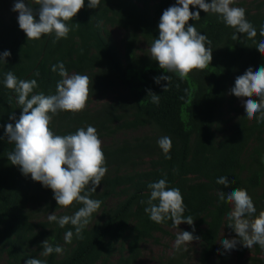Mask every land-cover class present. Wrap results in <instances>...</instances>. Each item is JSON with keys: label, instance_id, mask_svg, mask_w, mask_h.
I'll return each instance as SVG.
<instances>
[{"label": "trees", "instance_id": "obj_1", "mask_svg": "<svg viewBox=\"0 0 264 264\" xmlns=\"http://www.w3.org/2000/svg\"><path fill=\"white\" fill-rule=\"evenodd\" d=\"M13 2L0 0V52L11 53L6 64H0V80L11 70L19 79H36L34 91L49 95L55 94L60 79L50 70L57 62H63L70 74L89 77L86 108L78 113L58 112L50 122L54 133L64 135L86 125H92L100 139L118 132H146L101 146L108 171L91 198L102 203L81 238L74 234L69 244L64 243V233L74 232L73 226L59 228L47 221V215H71L80 205L72 211L56 205L50 189L10 164L7 155L14 145L7 143V137L0 140V258L4 263L24 264L27 258H37L46 264H134L143 244L159 243L156 234L173 237L167 231L171 221H150L144 212L147 205L142 203L148 198L147 184L166 178L170 187L180 189L185 215L194 219V235L200 237V242L193 241L198 247L195 264H227L226 253L215 249L220 235L235 234L224 226L230 202L218 203L216 191L227 189L216 179L227 176L229 188L246 189L257 214L264 211V122L245 117L237 102L243 98L229 92L237 76L264 64V53L254 43L264 38V2L236 5L245 9L246 19L256 29L253 39L238 33L233 40L234 30L214 14L200 11L198 21L189 20L211 42L210 65L184 79L168 73L172 78L165 91L162 85L167 82L157 85L153 77L167 74L150 59L149 48L158 37L162 11L175 1L102 0L96 9L82 7L72 18L75 25L69 22L67 39L55 41L51 35L27 39L18 28L17 13L11 11ZM115 28L123 35L122 50L112 35ZM35 72L39 75L33 76ZM148 91L159 95L158 104L151 102ZM108 93L114 98L90 106L93 99H106ZM12 113L18 118L20 109L10 90L0 84V136L3 125L12 123L8 119ZM161 136L171 138L170 159L157 146ZM183 225L184 231H191ZM45 239L62 246L64 252L42 256L40 243ZM252 251L248 264H264V251L257 245ZM235 252L233 264H240L245 247L237 244ZM188 253L177 251L173 256L171 252L156 264H183Z\"/></svg>", "mask_w": 264, "mask_h": 264}, {"label": "clouds", "instance_id": "obj_2", "mask_svg": "<svg viewBox=\"0 0 264 264\" xmlns=\"http://www.w3.org/2000/svg\"><path fill=\"white\" fill-rule=\"evenodd\" d=\"M102 0H14L11 11L17 13L18 28L27 39L40 40L42 36L51 35L55 40L67 39L71 30L69 22L82 7L96 9ZM237 0H175V3L162 11L157 24L158 37L153 39L149 48L150 59L157 63L159 69L167 75L153 77L154 83L161 84L162 90L168 88L171 76L168 73L184 79L193 70H203L209 67L212 59L211 42L207 36L197 30L194 23L200 19L199 12L214 14L226 27L232 28V39L237 40V34H245L247 39H253L256 29L246 19L245 9L236 7ZM189 6H192L190 11ZM75 25V23H72ZM99 27V22L97 24ZM264 35V28H261ZM255 48L264 53V38L254 41ZM10 51L0 52V64H6ZM57 73L60 79L55 85V94L45 95L35 92L38 88L36 79H19L11 70L3 73L0 84L10 90L15 99L16 108L20 109L18 118L14 113L8 119L12 123L3 125V135L7 143L14 147L7 155L11 165L18 167L21 175L39 182L42 187L50 189L56 205L71 215L57 216L53 212L47 215V221L59 228L73 226L65 231L64 243L69 244L75 234L81 238L82 230L89 224L92 214L101 206V201L92 199V193L101 184L108 171L102 150V141L97 130L92 125L77 128L74 132L59 135L50 127L52 117L58 112L78 113L84 110L89 99L90 83L86 74L69 73L63 62L53 64L50 69ZM39 73H33L38 76ZM231 95L243 98V115L248 119L254 116L257 123L264 122V64L255 68H247L242 75L234 79L229 89ZM151 102L159 103V95L148 91ZM255 96L257 99H252ZM157 146L165 159L169 155L172 142L169 136L157 139ZM223 185L226 191H216L218 203L230 202V210L225 214V224L235 235L221 236L219 248L215 251L235 250L237 244L250 249L254 245L264 251V211L257 214V209L251 196L244 188H229L227 176H220L215 181ZM148 198L142 201L147 206L144 212L150 221L163 224L171 221L173 228L187 224L191 231H178L171 246L174 256L177 251H188L193 241L200 242V237L194 235V219L185 215L186 205L179 188L170 187L166 178L147 184ZM41 255L47 257L53 253L62 254L64 248L52 245L47 239L40 243ZM223 249V252L220 249ZM24 264H46L45 260L27 258Z\"/></svg>", "mask_w": 264, "mask_h": 264}, {"label": "rangeland", "instance_id": "obj_3", "mask_svg": "<svg viewBox=\"0 0 264 264\" xmlns=\"http://www.w3.org/2000/svg\"><path fill=\"white\" fill-rule=\"evenodd\" d=\"M172 1H175V0H172ZM251 1L252 0H237L236 4L233 6H236L240 2H244V3L248 2L249 3ZM261 1L264 2V0H261ZM112 35H113V38L115 40V43H116L118 49L122 50L121 39H122L123 35H122L121 30L115 28L112 31ZM141 47H143V49L145 48L143 45H141ZM108 94L109 95L106 99H100V100H94L93 99L91 101L90 106H96V105L98 106L99 104H101V102H104L106 100H110V99L114 98L113 94H111V93H108ZM237 102L240 104L239 106H242V99L237 100ZM225 108L226 107H223V110H225ZM225 114L226 113H224V115ZM226 118H227L226 116H223V119H226ZM227 125H228V123L226 125H223V126L227 127ZM145 132H146V129H139L137 131L118 132L113 137L100 139L102 141L101 146L109 144V143L114 142V141H119V140L124 139V138L129 139V138H132L134 136H140V135L144 134ZM179 229L184 230L185 226L183 224H180L178 226V228H173L172 226L168 227L167 231L173 237L164 236V235L161 236L160 234H156V237L159 238V243L148 241L145 244H143L141 247V255L134 262V264H156L158 259H161V258H164V257L170 255L172 243L175 240V237H176ZM220 237H221V235H220ZM228 237H231V236L228 235ZM197 250H198L197 243L192 242V244L189 245V248H188L189 253L186 256V259L184 258L183 264H195L196 258H197ZM252 250H253V247L250 249L245 248L244 255L239 261L240 264H248L247 258L253 255ZM225 253L227 255L226 263L227 264H233L236 261V256H237L235 250H231V251H228ZM0 264H5L3 258H0Z\"/></svg>", "mask_w": 264, "mask_h": 264}]
</instances>
